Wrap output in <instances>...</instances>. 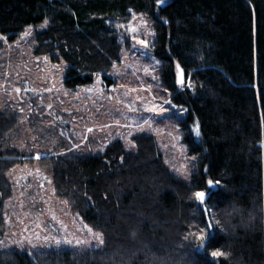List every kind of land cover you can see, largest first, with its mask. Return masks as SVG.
<instances>
[{
  "label": "trees",
  "instance_id": "16d2710c",
  "mask_svg": "<svg viewBox=\"0 0 264 264\" xmlns=\"http://www.w3.org/2000/svg\"><path fill=\"white\" fill-rule=\"evenodd\" d=\"M132 13L152 20L161 97L186 109L177 121L192 155L189 179L165 164L145 132L131 137L134 150L113 139L98 154L41 155L55 195L103 243L0 250V264H264V0H0V33L12 39L46 20L33 53L63 60L73 88L119 61L115 25ZM18 117L0 110V237L12 194L6 172L25 155L14 146ZM196 192L208 193L203 203Z\"/></svg>",
  "mask_w": 264,
  "mask_h": 264
},
{
  "label": "rangeland",
  "instance_id": "374dc122",
  "mask_svg": "<svg viewBox=\"0 0 264 264\" xmlns=\"http://www.w3.org/2000/svg\"><path fill=\"white\" fill-rule=\"evenodd\" d=\"M45 21L25 25L12 39L0 33L4 38L0 39V110L18 113L21 132L14 146L25 153L6 172L12 194L4 203L0 250H81L101 245V234L55 195L37 156L55 150L98 154L113 139L134 150L131 137L145 132L156 137L165 164L184 180L190 177L192 155L177 121L185 111L161 97L160 59L151 49V18L132 13L127 23H117L122 42L119 61L73 88L64 82L63 60L33 53L34 31L45 27ZM196 126L194 120L192 128Z\"/></svg>",
  "mask_w": 264,
  "mask_h": 264
},
{
  "label": "snow or ice",
  "instance_id": "6c2138e0",
  "mask_svg": "<svg viewBox=\"0 0 264 264\" xmlns=\"http://www.w3.org/2000/svg\"><path fill=\"white\" fill-rule=\"evenodd\" d=\"M163 2H164V0H157L158 5L159 4H163ZM46 23H47V21H45V24ZM129 30L132 31V32H135V29L134 28H130ZM0 39H4V38L3 37H0ZM136 42L139 43V44H141L143 47H147L148 46L147 43L145 41H143V40H137ZM176 71H177V84H183V80L181 78L182 69L180 68V65L179 64L176 65ZM188 86L191 87V83L190 82H189V85ZM166 103H171V101H166ZM173 107H175V105H173ZM147 110H149V111H155V109H147ZM160 111H164V109H160ZM183 111H186V109H184ZM89 131H91V129H89ZM193 131L195 132V134L197 136H199L200 135L199 125H197L196 127H194L193 128ZM36 158L39 159L40 157L37 156ZM216 183H219V182H216ZM208 184L211 186L213 184V181L209 180L208 181ZM205 195H206V193H204V192H196V193H194L195 198L199 202H201V203L204 202ZM199 238L202 239V240L205 239V237H203V236H201ZM101 243H103L102 240H101ZM211 255L213 257H218V256L223 255V253L220 252V251H213V252H211Z\"/></svg>",
  "mask_w": 264,
  "mask_h": 264
},
{
  "label": "water",
  "instance_id": "95a60500",
  "mask_svg": "<svg viewBox=\"0 0 264 264\" xmlns=\"http://www.w3.org/2000/svg\"><path fill=\"white\" fill-rule=\"evenodd\" d=\"M181 78H182L183 83H184V74H183V71H182V73H181ZM176 83H177V72H176ZM178 85H179V87H182V86H183V84H178ZM213 187H214V186H213ZM207 196H208V193H206L204 199H205ZM203 207H204V206H203ZM205 215H206V217H207V212H206V211H205ZM206 222H207V227L210 228V223H209V219H208V218H206Z\"/></svg>",
  "mask_w": 264,
  "mask_h": 264
}]
</instances>
